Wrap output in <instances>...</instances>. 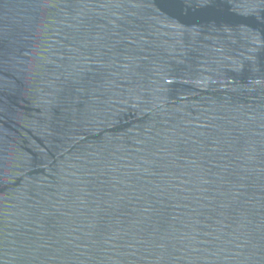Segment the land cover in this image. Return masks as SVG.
<instances>
[{"label": "water", "instance_id": "1", "mask_svg": "<svg viewBox=\"0 0 264 264\" xmlns=\"http://www.w3.org/2000/svg\"><path fill=\"white\" fill-rule=\"evenodd\" d=\"M0 264H264V0H0Z\"/></svg>", "mask_w": 264, "mask_h": 264}]
</instances>
